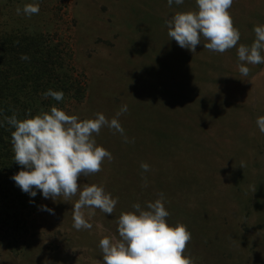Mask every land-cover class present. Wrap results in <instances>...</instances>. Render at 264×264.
I'll return each instance as SVG.
<instances>
[{
  "label": "rangeland",
  "instance_id": "rangeland-1",
  "mask_svg": "<svg viewBox=\"0 0 264 264\" xmlns=\"http://www.w3.org/2000/svg\"><path fill=\"white\" fill-rule=\"evenodd\" d=\"M14 27L73 98L38 214L0 188V264H264V0H0Z\"/></svg>",
  "mask_w": 264,
  "mask_h": 264
},
{
  "label": "trees",
  "instance_id": "trees-1",
  "mask_svg": "<svg viewBox=\"0 0 264 264\" xmlns=\"http://www.w3.org/2000/svg\"><path fill=\"white\" fill-rule=\"evenodd\" d=\"M44 40L19 27L0 33V188L25 203V218L38 214L41 196L27 175L39 153L47 154L50 129L73 98L67 97L72 85L65 67ZM23 180L31 185L27 198L17 190Z\"/></svg>",
  "mask_w": 264,
  "mask_h": 264
}]
</instances>
